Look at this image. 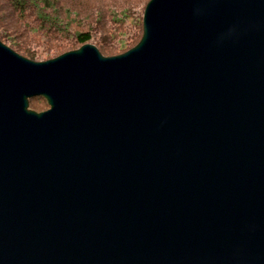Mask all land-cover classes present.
Segmentation results:
<instances>
[{
  "label": "water",
  "instance_id": "95a60500",
  "mask_svg": "<svg viewBox=\"0 0 264 264\" xmlns=\"http://www.w3.org/2000/svg\"><path fill=\"white\" fill-rule=\"evenodd\" d=\"M0 264H264V0H150L113 57L0 42Z\"/></svg>",
  "mask_w": 264,
  "mask_h": 264
},
{
  "label": "trees",
  "instance_id": "16d2710c",
  "mask_svg": "<svg viewBox=\"0 0 264 264\" xmlns=\"http://www.w3.org/2000/svg\"><path fill=\"white\" fill-rule=\"evenodd\" d=\"M150 0H0V42L19 56L45 62L84 45L104 57L132 49L142 36ZM47 58L44 56L48 55ZM37 113L43 98L29 101Z\"/></svg>",
  "mask_w": 264,
  "mask_h": 264
},
{
  "label": "rangeland",
  "instance_id": "374dc122",
  "mask_svg": "<svg viewBox=\"0 0 264 264\" xmlns=\"http://www.w3.org/2000/svg\"><path fill=\"white\" fill-rule=\"evenodd\" d=\"M49 56V54L48 55H46V56H44V58H47Z\"/></svg>",
  "mask_w": 264,
  "mask_h": 264
}]
</instances>
